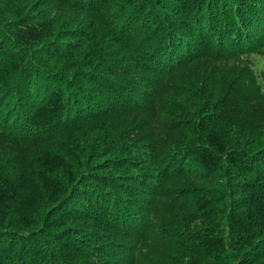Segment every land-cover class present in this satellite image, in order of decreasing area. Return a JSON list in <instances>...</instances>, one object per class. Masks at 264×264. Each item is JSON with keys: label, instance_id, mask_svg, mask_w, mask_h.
Wrapping results in <instances>:
<instances>
[{"label": "trees", "instance_id": "1", "mask_svg": "<svg viewBox=\"0 0 264 264\" xmlns=\"http://www.w3.org/2000/svg\"><path fill=\"white\" fill-rule=\"evenodd\" d=\"M178 5L0 0V264H264V0Z\"/></svg>", "mask_w": 264, "mask_h": 264}, {"label": "rangeland", "instance_id": "2", "mask_svg": "<svg viewBox=\"0 0 264 264\" xmlns=\"http://www.w3.org/2000/svg\"><path fill=\"white\" fill-rule=\"evenodd\" d=\"M164 1V3H166V5H168L170 8H171V6L173 5V4H175V5H177V6H179L178 5V0H172V1H170V0H163ZM169 8V9H170ZM202 12V11H201ZM120 14V11L119 12H116L115 10L113 11V13L111 14V15H109L111 18H113L112 19V21H113V24L114 23H116V22H118V20L120 21V22H123L124 20H126L127 19V17H128V14H125V16L123 17V18H121V19H119V18H116L118 15ZM121 16V15H120ZM196 16H198V14H193V16L192 17H196ZM106 17L107 16H104V18L106 19ZM125 17H126V19H125ZM130 17V16H129ZM123 20V21H122ZM194 21V20H193ZM127 22V21H126ZM2 28V27H1ZM3 29H6L7 30V28L4 26L3 27ZM152 29H154L155 30V28H152ZM6 30H4L3 32H4V35H10L11 34V31H6ZM103 30V29H102ZM104 32H106L105 30H104ZM146 34H148V33H146ZM188 40V39H187ZM253 58V60H252V63H255L256 62V58L255 57H252ZM255 58V59H254ZM237 66H239V65H237ZM260 76V75H259ZM246 91H247V93H249V91L246 89ZM7 99H9V101H11V98L9 97V95L7 96ZM125 100H128V99H126V98H122V99H120L119 101L121 102V101H123V104H125L126 102H125ZM132 105H134L132 102H130ZM119 105V104H118ZM115 111V110H114ZM249 112L250 113H248V114H251V117L252 118H249V120L250 121H252V122H254L253 124H260V126H264V111L262 110L260 113H258V104H256V103H254L253 102V106H251L250 105V110H249ZM133 114V111H131L130 110V112L128 113V115L126 116V115H124L123 113L121 114V112H117V111H115V112H113L112 114H111V116L110 115H108L107 117H104V119H102V121H101V123H105V121L106 122H108V124H112V125H116V124H118L119 125V128H120V126L122 125V124H124V126L127 124V122L129 121V119H128V117L130 116V115H132ZM116 127V126H115ZM123 128V127H122ZM121 128V129H122ZM41 140L42 139H37V140H31V142H28L30 145H32L33 147H36V144H38V142H41ZM14 155H16V154H14ZM139 187H141L142 188V186H139ZM145 192V191H144ZM140 203V202H139ZM140 205L142 206V201H141V203H140ZM138 206H139V204H138ZM154 225V224H153ZM117 226H119V225H117ZM119 229L120 230H123V227L122 226H120L119 227ZM169 229H170V232L166 235V238H167V240H170V241H172V242H175V236H176V233L171 229V227L169 226ZM112 233H114V231L113 232H111V234ZM112 235H114L112 238L113 239H115V240H118L119 239V237L117 236V235H119L118 234V232H117V235L116 234H112ZM122 239V238H121ZM120 242H122V240H119V241H117L116 243H120ZM172 246V245H171ZM175 247H173L172 248V250H175L174 249ZM106 250H107V248H106ZM112 251V249H108L106 252H111ZM111 254H113V255H117V252L116 251H114V252H111ZM180 253L178 252V251H175L174 252V256L175 257H178L179 258V255ZM108 258V257H107ZM159 264H163V262L162 263H159Z\"/></svg>", "mask_w": 264, "mask_h": 264}]
</instances>
